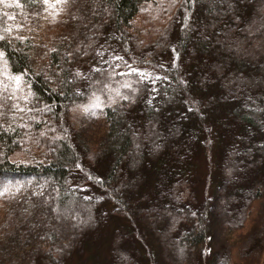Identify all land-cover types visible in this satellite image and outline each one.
<instances>
[{
    "label": "trees",
    "instance_id": "trees-1",
    "mask_svg": "<svg viewBox=\"0 0 264 264\" xmlns=\"http://www.w3.org/2000/svg\"><path fill=\"white\" fill-rule=\"evenodd\" d=\"M264 264V0H0V264Z\"/></svg>",
    "mask_w": 264,
    "mask_h": 264
},
{
    "label": "rangeland",
    "instance_id": "rangeland-1",
    "mask_svg": "<svg viewBox=\"0 0 264 264\" xmlns=\"http://www.w3.org/2000/svg\"><path fill=\"white\" fill-rule=\"evenodd\" d=\"M44 264V263H43ZM88 264H91V262H88Z\"/></svg>",
    "mask_w": 264,
    "mask_h": 264
}]
</instances>
